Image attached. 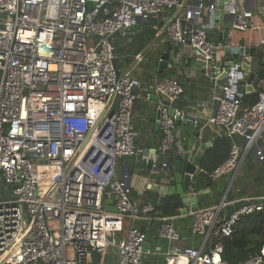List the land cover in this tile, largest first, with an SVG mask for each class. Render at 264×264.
I'll list each match as a JSON object with an SVG mask.
<instances>
[{
  "label": "built area",
  "instance_id": "built-area-1",
  "mask_svg": "<svg viewBox=\"0 0 264 264\" xmlns=\"http://www.w3.org/2000/svg\"><path fill=\"white\" fill-rule=\"evenodd\" d=\"M256 1L0 0V264H144L161 255L143 248L144 227L155 224L157 238L170 245L164 264H229L224 240L243 217L264 210V196L225 197L194 213L189 247L179 246L181 216H161L156 203L133 199L118 161L137 153L133 114L143 87L115 66V40L175 10L159 30L173 47H191L208 71L220 49L236 47L210 37L222 19L232 32L264 34ZM205 11L211 19L201 25ZM239 67L208 119L232 140L228 159L209 175L213 183L223 176L235 182L251 154L264 164V89L244 107ZM154 86L158 98L167 97L157 102L159 149L167 154L177 143L172 111L180 121H199L177 108L178 80ZM238 264H264V244Z\"/></svg>",
  "mask_w": 264,
  "mask_h": 264
},
{
  "label": "crops",
  "instance_id": "crops-1",
  "mask_svg": "<svg viewBox=\"0 0 264 264\" xmlns=\"http://www.w3.org/2000/svg\"><path fill=\"white\" fill-rule=\"evenodd\" d=\"M210 2L211 0H204L203 3L208 6ZM263 10L264 0H257L254 6V11L260 12ZM210 19L211 16L208 14V12L205 11L200 24L206 25L209 23ZM161 22L162 21H155L154 23H151L152 26H150L151 24L139 25L135 28L132 34L133 37H136L138 34L143 33V31L147 28H151L157 33L156 36L149 41L146 47L133 58V61L130 65H125V57L121 56L123 52H120L118 54L116 53V59L122 61L123 71H130L132 74V68L140 66V63L143 61L145 56L149 54L148 50L150 48H153L154 51L159 53V60L161 55L165 53L167 47L169 48L171 59L172 61H174L172 62V65L169 66V68L176 69L177 73L179 74L178 77L180 83L184 89L183 96L177 102V108L196 116L199 121L200 135L196 136L194 133H190L189 129L185 126L177 127L176 146L172 151L165 154L166 158H168V164L167 168H164V170L170 168V171L167 174L168 176L163 174L162 179L169 180V176H173L175 161L178 159L179 155H183L185 153L188 154L190 161L196 165L197 173L194 177H197V175L201 173H206L199 167L198 163L200 159L205 156L208 149H211L213 147L217 139L226 137L224 135L223 129L218 126L211 125L208 119L217 108L216 97L222 95V87L225 85L227 78L223 79L219 72L217 75V81H213L211 78L213 77L211 69L207 71L204 68V61L194 56L191 47L179 46L178 48H175L169 43L165 35L162 33V29L159 30V28L161 27ZM220 23L221 29L218 28L210 30L209 34L212 39H215L217 42L234 44L235 46H239L242 42H244L246 47H259V42L264 34L232 32L229 28H226L227 22L225 19H222ZM116 39L117 42L115 40V43H117L118 49H131V46L133 45V48L136 50L135 42H133L130 37H122L119 35L116 37ZM228 51L229 49H220L212 65H216V63L221 62V60L228 54ZM129 56L130 55L128 52L126 54V57ZM152 59L155 60L154 58ZM149 69L151 70V67H148V70ZM263 71L264 69L261 70L260 74ZM260 74L257 77L258 80L253 85L255 89L253 93H257V91L264 89V79L260 78ZM137 75L135 78L141 81L143 89L140 92L141 95L135 105L133 114V128L136 133V150L137 152H139L143 151L145 148L159 149L162 140L160 126L157 127V124L159 123V121L157 120L159 104L148 99L146 95L148 94L149 87L155 85V83L162 78L148 74ZM248 94L251 93H246V95ZM208 143L210 144V146H207ZM256 162H258L256 156L254 154H251L248 157V160L245 163L244 167L246 168L247 163L250 164L249 167H254ZM163 165L164 164H162V166ZM127 167L128 182L132 188L133 199L137 201H152L157 204L155 199L159 198V192H155L153 190V186L159 184V176L157 174H151V172L148 171L145 172L144 170H139L136 167L135 156H133L131 158H122L118 161V175L120 176V178L124 175V170L127 169ZM244 167L241 171L240 176H244ZM231 180L232 178L230 176H223L217 183H213L212 186H201L199 190H207V192H205V195H203L201 200L199 201L201 209L215 206L219 204L225 197L228 198L229 193L233 188L232 186L230 192L226 196V191ZM247 187L245 188L244 185L242 187V189L245 191L249 190L245 193L246 196H250L260 191L258 189H255V192L253 191V193L249 194L250 189H247ZM263 191L264 190L260 191V195H264ZM236 193L240 194L243 192L240 188H237ZM185 217L191 218V221L187 224L180 222L177 223V230L181 235H183L184 238V240L179 243L180 247H187V237L188 235H192L191 230L193 217L192 215L182 216V218L180 219H185ZM144 229L147 228L144 227ZM155 232H157V230ZM169 247L170 245L168 244V248ZM157 250L159 251L161 249L157 248Z\"/></svg>",
  "mask_w": 264,
  "mask_h": 264
},
{
  "label": "water",
  "instance_id": "water-1",
  "mask_svg": "<svg viewBox=\"0 0 264 264\" xmlns=\"http://www.w3.org/2000/svg\"><path fill=\"white\" fill-rule=\"evenodd\" d=\"M215 0H211L213 3ZM248 9V7H247ZM249 10V9H248ZM175 10L171 13H167L166 16L169 19ZM168 19L161 22V26L164 25ZM135 30V29H134ZM133 30V32H134ZM172 59L170 55V50L167 47L165 53H163L159 60L158 72L161 74L164 70L168 69L172 65ZM116 66V63H114ZM264 50L258 49L256 47H246L245 43L242 42L239 46L229 49L228 54L224 57L221 62L216 63V68H212L213 77L217 76L220 72L221 77L226 79L231 71V68L239 65V72L243 75V78L239 80L241 87V92L253 93L254 83L258 80V75L261 70L264 69ZM217 74V75H216ZM149 99L153 102H158L155 86H151L148 89ZM160 97L167 99L166 96L160 94ZM173 116H177L176 125L177 127L185 126L189 129L190 133H194L196 136L200 135V127L194 124L195 118L192 115H186L185 121H180L181 113L172 111ZM157 120H160V111H158ZM160 124H157L159 127ZM207 146H210L208 143ZM136 167L145 172H151V174H157L159 176V184L153 186L155 192H159L158 204L161 203L164 197L175 196L179 198L183 204L181 209L182 216H189L197 213L201 206L199 201L202 196L205 195L207 190H199L196 192L194 187V176L197 173L196 165L190 161L188 154L179 155L178 159L174 163V173L173 176H169V180L162 179V175H167L170 168L164 170L162 164H167L168 158L162 153L160 149L145 148L143 151H139L135 155ZM140 172V171H139ZM124 175L128 176V167L124 170ZM146 175V174H145ZM168 176V175H167ZM145 177V176H143ZM234 184L233 179L230 181L228 189L226 191V196L230 192ZM152 187V185H151ZM241 206L232 209L229 213L231 215L234 210L240 209ZM151 234L147 233L146 243L144 244V251L148 252L151 248Z\"/></svg>",
  "mask_w": 264,
  "mask_h": 264
},
{
  "label": "trees",
  "instance_id": "trees-1",
  "mask_svg": "<svg viewBox=\"0 0 264 264\" xmlns=\"http://www.w3.org/2000/svg\"><path fill=\"white\" fill-rule=\"evenodd\" d=\"M150 26H152V24ZM156 33L157 32L155 30L151 28L149 29L147 28L143 31V33L138 34L136 37L133 36L130 37L131 40L135 42L136 50L134 52L132 51L133 45L131 46V49L129 48L130 56L127 59H125L124 61L125 65L128 66L132 63L133 58L137 56V54H139L146 47L149 41L156 36ZM115 46H116L117 54L125 49V48L118 49L117 43H115ZM157 61H158L157 63H159V59ZM115 62L117 68L122 70L123 69L122 61L116 59ZM157 76L159 78L176 77V79L180 82L178 77L179 74L174 68H168L164 70L161 74L157 72ZM260 78L264 79V71L260 74ZM257 101H258V93L256 92L248 95L246 94L244 95L243 98L244 107H251L255 105ZM231 146H232V140L227 137H223L217 139L213 147L207 150L205 156H203L198 163L199 167L206 173H201L197 175V177H194V183L196 185L194 187L195 191H198L201 188V186L209 187L213 185V182L211 181L209 175L218 166H220L228 159L231 151ZM249 165L250 164L247 163L246 168L244 167V173H243L244 176H245V172L248 170L250 171L255 170L256 173L259 170L262 169L264 170L263 163L259 164L258 162H256L254 165L255 168L253 166L249 167ZM244 176H240L235 180L233 188L228 196L229 201H234L237 199H242L244 197H247L245 196L246 191L242 189L243 184L246 180ZM257 185H259L258 190L260 191H262V189L264 190V180L259 181ZM237 188H240L243 193L240 194L236 193ZM260 191L255 193L256 195H254L253 197H262L263 195H260L261 194ZM155 201L157 202V209L159 215L181 216V209L183 207V204L179 198L175 196L164 197L160 204H158V199H155ZM180 218H182V216ZM180 218L175 223L176 228H177V223L179 222L187 224L191 221V218L189 217H185V219H180ZM145 228L149 230L148 232L151 234L152 239L158 240L155 232L158 228V224L151 225L150 227H145ZM263 230H264V210L255 215L243 217L237 227V231L234 234V236L230 239L224 240L223 259L229 264H238L242 261H245L251 255L258 252L261 246L264 244ZM190 236L191 235H188L187 237V241H188L187 247L191 246L190 245L191 241L189 240ZM153 258L155 257L147 258L145 264H163L162 260L161 261L157 260V262H152L154 261Z\"/></svg>",
  "mask_w": 264,
  "mask_h": 264
},
{
  "label": "rangeland",
  "instance_id": "rangeland-1",
  "mask_svg": "<svg viewBox=\"0 0 264 264\" xmlns=\"http://www.w3.org/2000/svg\"><path fill=\"white\" fill-rule=\"evenodd\" d=\"M116 42H117V39H116ZM129 51H130L129 48H125L122 51L123 53H122L121 56L125 57L124 60L128 58V57H126V54ZM132 51L134 52L135 49L133 48ZM148 52H149V54L145 56L143 61L140 63V66H136V67L132 68V70H133L132 76L134 78L136 77L137 74L138 75H141V74L146 75V74H148V75L157 76L158 67H159V63H157L158 62L157 60L159 59V53L154 51L153 48H150L148 50ZM152 58H154L155 60H153ZM148 67H151V70L150 69L148 70ZM174 79H176V78H174ZM138 81H140V80H138ZM257 173L255 172V170H252V171L248 170V171L245 172L244 178L247 181L245 180L243 185H244L245 188L248 186L247 189H250V193L249 194L253 193V191L255 192L256 191L255 189H258L259 185H257V184H258L259 181H263L264 180V179H262V178H264V170L263 169L259 170V171H257ZM248 180H250V181H248ZM248 191L249 190H247L246 192H248ZM254 195H256V194H252L250 196H254ZM167 243L168 242L160 240V239H158V240L157 239H151V248L153 250H156V251H157V248L161 249L159 251L161 253V255L153 258L154 261H152V262H157V260L158 261L162 260L163 264H164V257L162 256V254L165 253L168 250V244Z\"/></svg>",
  "mask_w": 264,
  "mask_h": 264
}]
</instances>
